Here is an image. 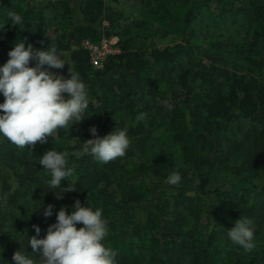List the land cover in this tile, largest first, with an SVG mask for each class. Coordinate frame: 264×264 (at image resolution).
<instances>
[{"label": "trees", "instance_id": "obj_1", "mask_svg": "<svg viewBox=\"0 0 264 264\" xmlns=\"http://www.w3.org/2000/svg\"><path fill=\"white\" fill-rule=\"evenodd\" d=\"M6 1L0 170L19 189L7 213L0 199V264H264V83L206 66L191 41L203 9L229 6L246 27L242 60L264 70V0H140L168 40L148 49L105 7L117 0H83L79 25L75 0ZM49 9L68 26L52 39ZM111 37L119 52L96 70L82 44ZM52 53L72 64L55 90L13 78L11 63Z\"/></svg>", "mask_w": 264, "mask_h": 264}, {"label": "rangeland", "instance_id": "obj_2", "mask_svg": "<svg viewBox=\"0 0 264 264\" xmlns=\"http://www.w3.org/2000/svg\"><path fill=\"white\" fill-rule=\"evenodd\" d=\"M55 0H51L54 3ZM83 0H75L73 4V25L81 24V17L79 10L82 7ZM6 0H0V17L5 12L7 6ZM106 8L121 10L122 14L133 25L131 28V36L134 37V46L141 48H150L153 46L161 47L165 45L168 40L161 39L159 30L162 27L158 24L157 19H154L150 13L145 10L140 3V0H117L116 2L105 3ZM207 8V7H206ZM212 8L203 9L197 19L194 21L192 30L193 35L191 41L196 46V54L202 58L206 66H216L218 68L226 69L231 72H244L252 75L264 83V70L251 71L247 64L242 60L240 49L246 41V27L242 15L231 9L229 6L224 11L214 12ZM49 36L53 37L55 33L61 34L66 31L68 26L64 20L55 18V10L49 9L46 11ZM181 9L175 7L173 10V17L179 18L181 16ZM139 26L135 28V25ZM107 24L104 22L103 26ZM113 38V37H111ZM13 64L14 72H11L13 78H20L25 82L37 86H49L51 89H56L57 83L55 79L61 77L63 74L72 69V64L66 53H52L39 59V61L19 60ZM2 64L0 63V96L5 92L3 89L2 80L6 70H1ZM16 70V72H15ZM10 72V71H9ZM11 74L9 76H11ZM237 127V125L235 126ZM238 128V127H237ZM166 126L154 128V135H161L166 132ZM177 163L176 167H183L188 170L183 164L180 153L175 155ZM124 166L127 169H132L139 165V160L132 156L127 161H124ZM0 199L1 210L4 213L8 212L9 202L13 194H15L19 187L12 171L6 166L0 170ZM6 186H5V185ZM7 187V188H6ZM150 188L152 200L158 196L159 189H154V185H147ZM142 189V188H141ZM172 192H164V196L168 197L172 204ZM151 206L145 205V208ZM157 226L168 227V223L174 214L171 213V208H164V211L159 213ZM141 222L145 223L146 213L143 211L139 214ZM218 251V248H216Z\"/></svg>", "mask_w": 264, "mask_h": 264}, {"label": "built area", "instance_id": "obj_3", "mask_svg": "<svg viewBox=\"0 0 264 264\" xmlns=\"http://www.w3.org/2000/svg\"><path fill=\"white\" fill-rule=\"evenodd\" d=\"M118 39L116 37L102 39L98 43L94 44L89 41L83 42V48L87 50L90 56V64L96 70H99L103 67L105 59L109 55H114L118 51L117 45Z\"/></svg>", "mask_w": 264, "mask_h": 264}]
</instances>
